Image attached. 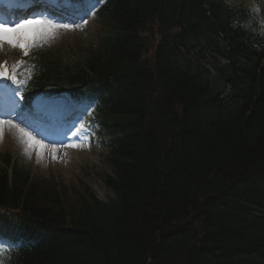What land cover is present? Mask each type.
Masks as SVG:
<instances>
[{
	"label": "trees",
	"instance_id": "trees-1",
	"mask_svg": "<svg viewBox=\"0 0 264 264\" xmlns=\"http://www.w3.org/2000/svg\"><path fill=\"white\" fill-rule=\"evenodd\" d=\"M97 1L99 46L35 57L25 93L89 107L111 196H70L0 154L7 264H264V42L240 26L247 3Z\"/></svg>",
	"mask_w": 264,
	"mask_h": 264
},
{
	"label": "rangeland",
	"instance_id": "rangeland-1",
	"mask_svg": "<svg viewBox=\"0 0 264 264\" xmlns=\"http://www.w3.org/2000/svg\"><path fill=\"white\" fill-rule=\"evenodd\" d=\"M92 26L93 24L90 27L88 24L85 28L55 27L49 22H44L43 25L37 26L39 30L35 33L34 39L25 40L17 36L12 42L0 40V72H9L10 77L21 75L23 71L20 69L29 61L28 57L35 49L44 53L49 51L56 62L61 58L63 65L73 64L81 59L83 48H89L97 42ZM60 100L68 107L69 103L66 100ZM17 106L18 104L15 108ZM64 112L66 110L61 113ZM11 116H18L19 119L0 118L5 121L0 125V152L11 151L14 159L22 163L26 168L24 169L31 171L38 179L56 177L66 186L70 196L74 187H80L86 182L97 192L100 200L107 201L110 198L111 193L100 178L107 169L105 148L97 140H91L85 133H80L77 130V122L61 140L47 143L37 137V128L31 121L25 120L24 113L13 112ZM26 122H30L31 127ZM29 136L38 143L30 142ZM36 144L51 148L52 151L39 155L40 151L33 148Z\"/></svg>",
	"mask_w": 264,
	"mask_h": 264
},
{
	"label": "clouds",
	"instance_id": "clouds-1",
	"mask_svg": "<svg viewBox=\"0 0 264 264\" xmlns=\"http://www.w3.org/2000/svg\"><path fill=\"white\" fill-rule=\"evenodd\" d=\"M229 7H232V0H226ZM249 18L241 23V27L251 32L260 41L264 42V0H249L247 4ZM233 27H236L233 24ZM12 250L7 246L0 244V264H7L11 259Z\"/></svg>",
	"mask_w": 264,
	"mask_h": 264
},
{
	"label": "snow or ice",
	"instance_id": "snow-or-ice-1",
	"mask_svg": "<svg viewBox=\"0 0 264 264\" xmlns=\"http://www.w3.org/2000/svg\"><path fill=\"white\" fill-rule=\"evenodd\" d=\"M44 22L39 20H24L15 25L0 24V40H7L12 42L17 36L23 37L25 40L34 39L35 33L39 30L37 26L43 25ZM26 45H22L24 47ZM7 74L0 72V78L5 77ZM23 110L21 109V112ZM5 121L0 120V125H3ZM33 144L38 143L31 136L28 137ZM2 232V229H0Z\"/></svg>",
	"mask_w": 264,
	"mask_h": 264
},
{
	"label": "bare ground",
	"instance_id": "bare-ground-1",
	"mask_svg": "<svg viewBox=\"0 0 264 264\" xmlns=\"http://www.w3.org/2000/svg\"><path fill=\"white\" fill-rule=\"evenodd\" d=\"M64 17H60V19H63ZM52 104V102H50V104H48V106H47V109L49 110V113H50V111L52 112V114H53V116L52 117H56V115L55 114H57V113H55L56 111H58L57 109H55V108H53L52 107V109L50 108V105ZM54 105H57V104H55L54 103ZM54 107H56V106H54ZM51 114V113H50ZM33 148H35L36 150H38V151H40L39 152V155H44L46 152H51L52 151V149L50 148V149H48V148H45V147H42V145H33Z\"/></svg>",
	"mask_w": 264,
	"mask_h": 264
}]
</instances>
